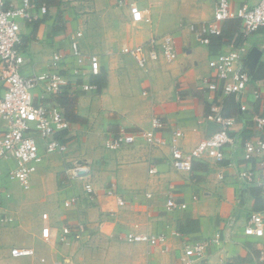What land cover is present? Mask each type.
Returning a JSON list of instances; mask_svg holds the SVG:
<instances>
[{"label": "crops", "instance_id": "crops-1", "mask_svg": "<svg viewBox=\"0 0 264 264\" xmlns=\"http://www.w3.org/2000/svg\"><path fill=\"white\" fill-rule=\"evenodd\" d=\"M31 1L35 6L30 10L39 19H20L26 58L23 73H65L68 84L56 100L65 101L60 104L65 116L68 110L78 118L69 120L68 131L59 134L65 137L67 152L44 153L29 189H20L19 182H14L12 187L23 196L15 188L12 191L13 183L8 182L14 161H0V208L14 217L13 212L21 214L27 222L0 227V264H92L85 257L98 246L105 264H183L184 239L212 238L217 233L219 240L201 263L264 264L260 260L264 230L259 235L244 233L252 213L264 214L262 174L257 170L254 183L246 188L238 178L241 170L258 167L243 157L245 140L264 136L254 119L256 114L264 115V27L244 39L241 20L228 19L223 31L230 41L214 50L198 39L189 24L212 20L217 0H122L123 4L120 0ZM258 1L231 0V5L237 9ZM11 2L20 6L23 0ZM130 3H136L150 22H133ZM42 5L47 7L44 14L39 11ZM78 32L82 33L79 42L86 57L82 76L71 72L77 65L71 43ZM167 34L173 36L178 54L173 61L152 60L141 69L122 52L124 46ZM240 44L247 48L243 58L252 81L240 98L235 95L233 99L222 89L211 91L205 79H216L209 64L211 56ZM57 53L62 54V60H55ZM90 55L99 57L98 74L90 71ZM87 83L97 89L85 90ZM2 93L0 86V96ZM213 103L222 105L223 113L235 119L229 130L233 143L225 147L222 161L197 159L191 171L176 170L171 148L150 149L142 134L132 145L107 147L116 131L149 130L151 118L158 115L166 124L159 136L169 140L173 131L181 130L184 137L179 144L189 151L219 128L208 119ZM75 164L80 173L72 177ZM152 165L158 173H150ZM112 185L116 194L108 195ZM89 186L92 193L87 191ZM171 194L187 208L168 210L166 202ZM77 223L86 227L81 240L52 247L43 236L45 227L60 231L65 224ZM129 231L164 232L168 242L164 247L125 242L127 247L122 251L116 239ZM25 247L35 253L12 255L14 248Z\"/></svg>", "mask_w": 264, "mask_h": 264}, {"label": "built area", "instance_id": "built-area-1", "mask_svg": "<svg viewBox=\"0 0 264 264\" xmlns=\"http://www.w3.org/2000/svg\"><path fill=\"white\" fill-rule=\"evenodd\" d=\"M123 4V1H119ZM35 5L31 0H23L20 6L11 0H0V86L3 93L0 96V161L12 159L15 163L10 171L24 189H29L33 175L37 172L42 161L43 154L66 153L68 144L60 133L68 131L71 122L66 118L63 109L56 97L61 95L68 84V78L60 70H49L43 73L25 75L23 66L25 54L23 51V39L20 19L29 22L39 19L38 14H33L31 8ZM130 13L133 22H150V17L136 3H130ZM39 11L44 14L47 7L42 5ZM231 18H238L242 23V37L245 39L254 32L264 27V0H259L255 5L243 4L233 9L231 0H217L214 17L210 21L189 24L190 30L204 43H210V36L222 32L223 23ZM82 33L78 32L72 39V56L75 65L71 72L74 76H82L85 73V54L80 47L79 38ZM122 52L131 56L141 69H146L150 61L165 59L173 61L177 58V51L173 36L170 34L150 37L147 41L137 45H127ZM247 48L240 44L227 52H216L210 58V67L215 71V80L205 79L208 88L216 92L219 89L226 94H234L237 98L247 90L252 77L245 64L244 55ZM90 71L94 74L100 72L99 57L90 55ZM55 60H62V54H55ZM264 83V78L262 79ZM85 90H95L94 84H84ZM38 96V101L37 96ZM255 96L260 97L257 89ZM208 119L219 125V128L200 140L192 149L186 151L179 144L184 137L181 130L172 132L169 140L159 136L165 128L164 120L154 115L151 118V129L130 131L121 129L115 132L114 138L107 143L110 149H118L125 145L136 142L139 134L145 138L150 149H162L166 146L171 148V161L176 170L191 171L193 162L197 159L213 158L222 161L225 157L224 149L233 143L230 128L234 124V117L226 116L223 107L219 103L211 105ZM256 126L264 131V115L256 114ZM43 142V145H42ZM243 157L247 162H255L258 167L247 168L239 172L238 178L243 188L250 187L257 176V170L261 172V187L264 193V136L258 135L245 140ZM150 173H158L156 165L149 169ZM80 173L78 165L71 168L72 177ZM223 178L222 176H220ZM89 193L92 187H87ZM108 195L116 194V187L112 185L107 191ZM75 201V198L72 199ZM120 205L124 204L122 198L118 199ZM166 208L170 211L187 208V204L179 201L171 194L166 202ZM234 222V217H229ZM15 221V217L0 208V227ZM264 230V214L252 213L244 228L245 235H259ZM86 231L84 223L65 224L61 230L45 227L42 229L43 236L47 241L66 244L71 241L81 240ZM178 236H183L177 231ZM220 238V233L215 237L197 240L183 241V264H203L213 245ZM118 240L127 243H146L152 246L164 247L168 238L166 233H145L141 231H129L118 236ZM164 250V249H162ZM33 248H14L12 255L16 257L33 255ZM260 260L264 262V248L260 250ZM56 264H67L57 261Z\"/></svg>", "mask_w": 264, "mask_h": 264}, {"label": "rangeland", "instance_id": "rangeland-1", "mask_svg": "<svg viewBox=\"0 0 264 264\" xmlns=\"http://www.w3.org/2000/svg\"><path fill=\"white\" fill-rule=\"evenodd\" d=\"M7 177V176H6ZM3 178H5V177H3ZM11 178V179H10ZM8 182H12L13 184H11V187L12 186H15V183H16V180L15 179H13L12 177H11V173H9V179H8ZM15 182V183H14ZM17 184V183H16ZM21 185H19V187H20ZM15 188V190H16V192H18L17 194L18 195H22L23 196V192L22 191H17V187H12V191H13V189ZM20 189H21V187H20ZM27 190V189H26ZM25 193H27V191H25V190H23ZM16 194V195H17ZM20 197V196H19ZM44 212H46V211H43L42 212V214L44 213ZM13 214L15 215V217H16V219H15V223H16V225H22V223H27L26 221H25V219L21 216V214H19V213H14L13 212ZM48 242V244H50L52 247H58V245H60V244H62V243H59L58 241H54V242H50V241H47ZM117 245H118V247L120 248V250H122V251H125L124 249L127 247L126 245L127 244H125V242H123V241H121V240H117L116 239V242H115ZM49 245V246H50ZM100 246H98V248H99ZM98 248H97V251L95 250V249H93V250H90L89 252H88V254H90V255H88V257H85V260L86 259H88L89 258V260H90V262L92 263V264H105V259H104V256H102V255H100L101 253H102V251H100V250H98ZM57 262V261H56ZM77 264H79L78 262H77ZM81 264H86L84 261L81 263Z\"/></svg>", "mask_w": 264, "mask_h": 264}, {"label": "trees", "instance_id": "trees-1", "mask_svg": "<svg viewBox=\"0 0 264 264\" xmlns=\"http://www.w3.org/2000/svg\"><path fill=\"white\" fill-rule=\"evenodd\" d=\"M229 41H230V39H227L226 34H224V31H223V28H222V32L220 34H213V35L210 36L209 45L211 46L212 49L216 50L219 47H221L224 43H227ZM97 86H98L99 90L102 89V84H101L100 80L97 81ZM231 95L233 96L232 98L234 99L235 95L234 94H231ZM58 101H59V98H58ZM59 102H60V104H63V105L65 104V101L62 100V99ZM67 109H69V108H67ZM66 116H67V118L69 120H75V119L78 118L77 115L72 114V112L71 113L68 112V110H67V115Z\"/></svg>", "mask_w": 264, "mask_h": 264}, {"label": "water", "instance_id": "water-1", "mask_svg": "<svg viewBox=\"0 0 264 264\" xmlns=\"http://www.w3.org/2000/svg\"><path fill=\"white\" fill-rule=\"evenodd\" d=\"M254 50H255V49H254ZM258 53H260V51H258ZM257 58H258V55L256 54V55H255V59L258 60ZM251 59L253 60V55H252V54H251ZM218 126H219V125H218Z\"/></svg>", "mask_w": 264, "mask_h": 264}]
</instances>
